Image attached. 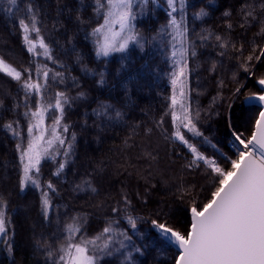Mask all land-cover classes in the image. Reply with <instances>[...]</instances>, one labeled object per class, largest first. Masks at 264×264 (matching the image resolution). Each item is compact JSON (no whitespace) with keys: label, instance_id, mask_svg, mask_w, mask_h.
Segmentation results:
<instances>
[{"label":"trees","instance_id":"16d2710c","mask_svg":"<svg viewBox=\"0 0 264 264\" xmlns=\"http://www.w3.org/2000/svg\"><path fill=\"white\" fill-rule=\"evenodd\" d=\"M92 3L93 0H17L16 6H10L8 0H0V57L25 76L29 74L25 69L30 70L42 84V74H37L36 69L47 66L50 78L43 90L44 104L54 105L57 92L70 98L57 130L65 145H56V154L41 161V187L29 184L21 192L22 172L16 145L26 146L29 118L25 112L29 108L35 110V101L40 97L30 94L26 108L20 83L0 73V199L7 202L13 246L10 254L0 244V264H53L46 255L50 249L42 245L47 243L51 250L58 248L64 226L73 217L85 221V235L89 237L99 234L111 220L119 219V227L132 236L135 245H147L143 255L133 252L135 264H174L179 252L171 244L160 246L150 220L167 219L186 233L191 224L190 208L207 202L216 185L218 177L207 167L190 165V155L174 140L169 84L173 40L170 29L158 33L168 20L166 0H157L151 9L145 8L135 21L144 38L143 48L131 44L125 53L100 59L95 57L91 38H85V32H91L99 19L93 15ZM190 3L195 7L186 16L194 45L188 52L189 103L193 116L199 113L196 125L207 141L195 140L194 144L208 156L218 157L216 149L232 155L228 121L246 135L250 131L259 106L244 101L252 93L260 94L257 80L264 73V63L253 61L258 71L249 76L240 69V51L232 49L231 44L236 49L242 45L244 57L253 45L264 47V34L260 32L264 15L260 6L264 0H215L214 6H209L210 15L202 19L192 15L203 6L202 0ZM246 4L255 7L256 19H249L241 27V5ZM29 6L38 13L40 37L49 45L54 60L26 51L18 20L26 18ZM226 9L232 12L231 16L223 15ZM136 11H140L139 4ZM78 13L87 23L76 20ZM217 35L230 41L227 49L219 46L214 38ZM201 36L209 38L202 40ZM30 38L36 39V34ZM193 50L195 56L191 55ZM37 52H41L39 47ZM121 66L124 70L117 75L116 69ZM102 70H106L103 86L97 83V73ZM56 72L63 74L62 82L52 78ZM233 73H237L236 79ZM240 85L242 95L236 97L233 93ZM101 104L112 106V119L94 114ZM116 110L122 114L118 119ZM59 115L54 107L46 112L49 132L53 117ZM8 124L13 125V130L6 128ZM64 126L67 132H63ZM13 131L19 135H13ZM69 143L72 148L65 156ZM60 162L65 168L56 176ZM48 182L56 191L49 192L52 208L46 220L41 209V190L48 191ZM125 195L130 206L125 204ZM113 207L122 211L114 215ZM124 210L141 218L135 231L127 224ZM122 259L117 254L104 258L101 264H120Z\"/></svg>","mask_w":264,"mask_h":264},{"label":"snow or ice","instance_id":"6c2138e0","mask_svg":"<svg viewBox=\"0 0 264 264\" xmlns=\"http://www.w3.org/2000/svg\"><path fill=\"white\" fill-rule=\"evenodd\" d=\"M157 0H93V15L98 16V22L92 27L91 32H85V38H91L94 46V54L97 59L108 58L114 53H125L131 44L143 48L144 38L136 28L135 21L138 16L144 12V9H151ZM10 6H16L17 0H8ZM139 4L140 11L136 8ZM203 6L198 11L193 12L194 19H202L210 15L209 6H214L215 0H202ZM167 24L158 29V33L167 32L175 41L173 48L179 45L177 50L172 52V56L178 54L180 59L175 61L176 70L171 73V84L173 87V96L171 98L173 111L171 118L174 124L178 123L175 139L187 146L193 154V161L190 165L203 161L205 165L218 177L216 185L210 192V198L202 206L193 205L190 208L191 224L190 230L182 233L179 229L171 225L167 219H151L150 223L154 228L160 246L165 244L174 245L179 249V254L174 264H264V73L259 75L257 83L262 86L260 94L252 93L245 98L244 103L258 102L259 111L250 122V131L246 135L244 132L234 128L228 121L227 127L235 141V158L230 160V167L223 168L213 159L205 157L197 151L185 134L180 129H186L194 136H202L198 130L196 121L199 113L193 116L190 107L183 102L180 103V115H177L175 106L178 104L176 90L179 89V97L185 98L186 70L187 60L185 57L189 52V47L194 45L189 37V28L186 24V16L190 8L195 5L190 0H166ZM261 11L264 13V3L261 4ZM256 9L253 5H241V14L245 27L249 19H256ZM223 15L231 16L230 10H225ZM179 17V18H178ZM27 20V22H26ZM76 20L83 24L87 23L78 13ZM260 32L264 34V15L260 20ZM19 28L22 31V39L26 45V51L33 55H43L47 60H54L49 45L40 37V28L38 27V13L31 6L27 9L26 18L18 20ZM229 28L231 25L229 24ZM36 34V39L30 38L31 34ZM211 35V34H209ZM206 40L208 36H201ZM221 48L227 49L230 41L226 37L219 35L214 37ZM37 47L41 52H37ZM232 49L240 51V57H237L239 67L249 76L255 75L258 71L256 63H264L261 57H264V47L253 45L251 52L244 57L243 46L236 49L235 44H231ZM259 52L257 53V48ZM195 51L191 55L195 56ZM224 55V53H220ZM80 57H77L79 62ZM255 61L256 63H254ZM63 67V65H61ZM92 72L94 70L84 69ZM124 70L123 66L116 69L119 75ZM37 74H42L43 84L40 80L34 79L30 70L25 69L29 74L17 70L0 59V73H5L11 79L20 83L25 93V107L28 108L29 95L39 96L35 101L36 108L25 112L29 118L27 128V143L16 145L19 152L21 164V177L19 180L20 191H25L31 184L33 187L40 188L38 176L40 173L41 161L51 158L56 153V145L63 147L65 140L58 135V128L65 111V105L70 104V98L64 92H57L55 103L44 104L43 90L49 81V71L45 65L43 68L36 69ZM105 71L98 74L97 83L105 85ZM237 73H233L236 79ZM60 78L63 81V74L56 72L52 77ZM240 85L235 88L233 95L238 97L242 95ZM82 96L83 93H80ZM54 107L59 112L58 117H53L51 130L45 126L46 112ZM113 111L111 105L101 104L94 114L102 119H112L109 115ZM121 112L115 111V118L121 117ZM8 130H13V125H6ZM67 126L63 127V132H67ZM13 135H19L13 131ZM47 137V138H46ZM75 137L73 136V140ZM72 145L69 143L64 155H69ZM196 166H199L198 164ZM65 164L58 163V171L54 175L59 176L64 170ZM91 191L95 188L88 184ZM81 188V185H77ZM48 191L41 190V209L44 218H49L52 208L49 192H55L56 189L51 182L47 183ZM125 204L130 206L127 196L124 197ZM122 210L119 207H113V214H118ZM161 213H157V216ZM124 216L127 224L132 230H136L137 223L141 219L133 217L130 212L124 210ZM10 218L7 215V202L0 199V244H3L11 254L13 246L9 238ZM85 221L78 217H73L71 222L67 223L63 229V238L55 250L45 243L42 247L50 249L46 255L53 261V264H101L106 257H114L117 254L123 259L120 264H135L133 252L143 255L147 245L137 246L133 238L126 230L119 227L120 220H111L102 231L94 236L85 235Z\"/></svg>","mask_w":264,"mask_h":264},{"label":"rangeland","instance_id":"374dc122","mask_svg":"<svg viewBox=\"0 0 264 264\" xmlns=\"http://www.w3.org/2000/svg\"><path fill=\"white\" fill-rule=\"evenodd\" d=\"M167 12H168V9H167ZM179 18V17H178ZM186 22V21H185ZM175 43V41H173V44ZM179 48V45L177 44L176 45V49H174L172 47V52L174 50H177ZM0 59H2L0 57ZM172 70H171V73L173 71L176 70V67H175V61L179 60L180 59V56L179 54L176 56V57H173L172 56ZM185 59L187 60V70H186V77H187V80H186V86H185V98L182 100V98L179 97V89L176 90V95H177V99H178V104L175 106V110L177 112V115H180V103L179 102H183L185 103L187 106L190 107V103H189V66H188V54L187 56L185 57ZM4 60V59H3ZM5 61V60H4ZM6 63H8L7 61H5ZM9 65H11L10 63H8ZM12 67H14L13 65H11ZM16 68V67H15ZM17 69V68H16ZM18 70V69H17ZM5 76H7L5 73H3ZM9 77V76H7ZM10 78V77H9ZM172 78V77H171ZM171 78H170V87H171V91H172V96L174 94L173 92V87H172V84H171ZM11 79V78H10ZM13 80V79H12ZM15 81V80H14ZM257 86L258 88L261 90V87L258 83H257ZM248 105H251L253 104L252 103H247ZM173 107V106H172ZM172 125H173V135L175 137V132L177 131V128H178V123L177 124H174V122L172 121ZM180 131L182 132V134H185V138L189 140V142L195 146L197 148V151L200 152L201 154H203L205 157H208L210 159H213L217 162L218 165H220L221 167H223L221 164H226L227 166L230 165V160L231 159H234L235 158V152H236V149H235V141H234V137L231 136V142H230V149L233 151L232 152V155L231 154H227V153H223L222 150L220 149H216L217 150V153H218V157H214V156H208L206 155L204 152H202L195 144H194V141L195 140H203V141H206L205 137L202 135V136H194L192 133L190 132H187L186 129H180ZM174 140L179 144L181 145L182 147L185 148V150L187 151V153L190 155V160L193 161L194 157H193V154L192 152L188 149L187 146L183 145L182 143H180L178 140H176L174 138ZM207 142V141H206ZM218 158V159H217ZM221 161V162H220ZM202 165L204 167H207V165L204 164L203 161H198L196 162V164H192V166H196V165ZM208 168V167H207ZM224 168V167H223Z\"/></svg>","mask_w":264,"mask_h":264},{"label":"water","instance_id":"95a60500","mask_svg":"<svg viewBox=\"0 0 264 264\" xmlns=\"http://www.w3.org/2000/svg\"><path fill=\"white\" fill-rule=\"evenodd\" d=\"M253 104L259 106L258 102L253 101ZM172 247L175 248L179 252V249L177 247H175L174 245H172Z\"/></svg>","mask_w":264,"mask_h":264}]
</instances>
